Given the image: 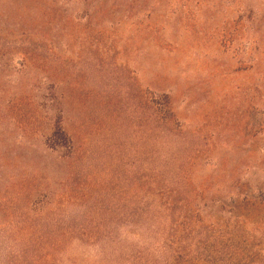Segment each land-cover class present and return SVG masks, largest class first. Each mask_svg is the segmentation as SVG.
I'll use <instances>...</instances> for the list:
<instances>
[{
    "label": "rangeland",
    "instance_id": "obj_1",
    "mask_svg": "<svg viewBox=\"0 0 264 264\" xmlns=\"http://www.w3.org/2000/svg\"><path fill=\"white\" fill-rule=\"evenodd\" d=\"M0 264H264V0H0Z\"/></svg>",
    "mask_w": 264,
    "mask_h": 264
},
{
    "label": "trees",
    "instance_id": "obj_2",
    "mask_svg": "<svg viewBox=\"0 0 264 264\" xmlns=\"http://www.w3.org/2000/svg\"><path fill=\"white\" fill-rule=\"evenodd\" d=\"M168 112L172 114L170 110ZM54 138L56 139L57 142H60L61 144L63 143L64 144L63 146L68 145V143L70 144V142H68L69 141L68 136L66 135L65 131L63 130L59 122L56 124L55 127Z\"/></svg>",
    "mask_w": 264,
    "mask_h": 264
}]
</instances>
